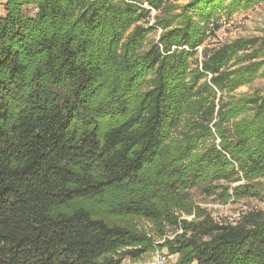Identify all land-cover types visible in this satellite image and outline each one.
<instances>
[{"label":"trees","instance_id":"16d2710c","mask_svg":"<svg viewBox=\"0 0 264 264\" xmlns=\"http://www.w3.org/2000/svg\"><path fill=\"white\" fill-rule=\"evenodd\" d=\"M176 1L5 0L0 264H136L157 241L177 264H264V213L219 225L191 196L252 198L264 177L235 148L258 102L224 96L250 81L233 68L251 41L208 48L193 16L161 17Z\"/></svg>","mask_w":264,"mask_h":264},{"label":"rangeland","instance_id":"374dc122","mask_svg":"<svg viewBox=\"0 0 264 264\" xmlns=\"http://www.w3.org/2000/svg\"><path fill=\"white\" fill-rule=\"evenodd\" d=\"M237 0H206L202 3L201 9L207 12L206 18H201V9H188L185 7L190 4L189 0H179L173 5L176 9L169 10L161 14L164 20H169L174 16L182 14L183 17L176 19L173 27L182 22L186 16L193 18L202 24L208 31V48L229 44L235 41H251L249 47L238 54L234 61L233 70L241 73L249 72V83L238 88L234 93H226L225 102L237 103L240 100H254L257 105H253L250 111L241 115L234 121L235 148L243 151L250 150L256 156L264 154V115L259 117L258 113L264 111V0H240L234 11L229 12L228 7ZM5 0H0V16H4L3 7ZM171 11V12H170ZM159 13L153 11L150 20L144 26H152L155 30L147 37V43L157 42L161 33L160 27L155 25L154 18ZM148 46V45H147ZM203 48L198 50V58L201 57ZM255 70L254 73L252 71ZM248 76V75H246ZM247 165L252 163L247 162ZM264 161L256 159L257 167ZM250 183V189L253 192L252 198L236 199L231 195L230 199L220 197L222 191L217 195L207 196L197 192H192L191 196L196 204L209 214L219 225H236L248 214L264 213V177L257 178ZM247 185L243 181L238 185ZM193 218H187L191 221ZM144 228L150 232L151 226L144 224ZM148 256L145 260L136 264H147ZM178 257L170 259V264H177ZM125 264H131L128 260Z\"/></svg>","mask_w":264,"mask_h":264},{"label":"built area","instance_id":"2783aa9c","mask_svg":"<svg viewBox=\"0 0 264 264\" xmlns=\"http://www.w3.org/2000/svg\"><path fill=\"white\" fill-rule=\"evenodd\" d=\"M37 12V9L35 10ZM168 239H172V237H166ZM164 241H157L155 244V250L150 254L147 260V264H170V259L174 256L170 255L169 251L164 248L160 249L159 245ZM193 264H197L194 262Z\"/></svg>","mask_w":264,"mask_h":264}]
</instances>
